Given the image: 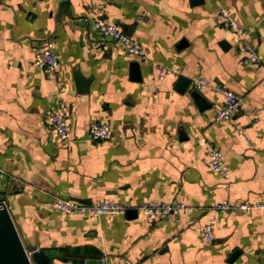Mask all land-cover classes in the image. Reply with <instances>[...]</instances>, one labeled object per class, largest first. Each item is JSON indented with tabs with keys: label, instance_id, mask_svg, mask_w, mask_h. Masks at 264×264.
Listing matches in <instances>:
<instances>
[{
	"label": "crops",
	"instance_id": "0c3cea01",
	"mask_svg": "<svg viewBox=\"0 0 264 264\" xmlns=\"http://www.w3.org/2000/svg\"><path fill=\"white\" fill-rule=\"evenodd\" d=\"M220 6L253 29L259 67L239 64L236 34L213 18ZM97 18L137 41L146 60L99 35ZM46 38L59 63L50 73L32 62ZM156 64L179 72L158 79ZM200 76L209 86L195 92ZM215 85L243 97L231 122L214 120L223 101ZM50 111L65 114L68 143L45 125ZM92 122L108 123L112 138L88 139ZM209 143L227 178L207 166ZM0 169L20 240L49 264H264L262 210L223 212L212 241L200 235L215 203L264 202L263 0H0ZM53 196L188 210L96 218L47 210Z\"/></svg>",
	"mask_w": 264,
	"mask_h": 264
},
{
	"label": "built area",
	"instance_id": "2783aa9c",
	"mask_svg": "<svg viewBox=\"0 0 264 264\" xmlns=\"http://www.w3.org/2000/svg\"><path fill=\"white\" fill-rule=\"evenodd\" d=\"M213 18L217 25L231 30L236 34L237 44L242 53L239 64L251 66L253 68L259 67L260 59L258 54L248 41V35L253 29L251 27L242 26L233 12L222 6L216 10ZM94 29L102 37L118 42L127 54L137 58L139 61L146 60L147 55L144 48L129 35L121 31L117 25L109 23L103 18H97L94 20ZM32 62L35 67L47 73L53 72L58 68V58L53 50V40L51 38L41 40L39 46L35 50ZM155 70L158 79L168 74H177L179 72L177 69L169 68L161 64H156ZM206 86H209V83L201 76L194 78L191 82V87L195 91H200ZM213 87L223 96L222 104L215 109L214 120L231 122L242 104L243 97L220 85H215ZM44 123L57 135L60 142L68 143L71 140V128L62 111H50L46 113ZM233 127L235 134L249 146H252L243 128L238 124H234ZM87 137L94 141H106L112 138V130L106 122H92L87 129ZM206 157V164L212 171L220 174L223 178L228 177L229 168L224 161L223 153L214 143H209L207 145ZM4 174V171L0 169V209L7 211V202L1 185ZM45 208L47 210L60 211L66 214L89 215L96 218L105 214H124L130 209H136L150 217L163 219L176 217L182 213H186L188 210L185 204L178 201L171 203L146 201L133 207L126 203L106 200L85 204L74 199H66L59 196H53L51 200L45 204ZM252 210H262L264 212V202L231 203L228 200H223L215 203L211 206L208 219L201 228L200 235L202 240L208 242L212 241L213 228L221 213L238 211L249 214Z\"/></svg>",
	"mask_w": 264,
	"mask_h": 264
},
{
	"label": "water",
	"instance_id": "95a60500",
	"mask_svg": "<svg viewBox=\"0 0 264 264\" xmlns=\"http://www.w3.org/2000/svg\"><path fill=\"white\" fill-rule=\"evenodd\" d=\"M189 82L186 79L179 90ZM0 264H49V257L43 250L35 246L27 249L24 246L10 214L4 209H0Z\"/></svg>",
	"mask_w": 264,
	"mask_h": 264
}]
</instances>
